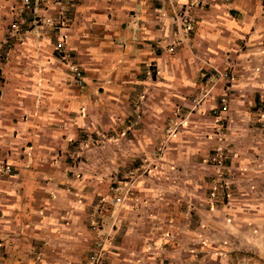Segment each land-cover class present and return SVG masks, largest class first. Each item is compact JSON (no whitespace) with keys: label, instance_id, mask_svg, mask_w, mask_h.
<instances>
[{"label":"crops","instance_id":"crops-1","mask_svg":"<svg viewBox=\"0 0 264 264\" xmlns=\"http://www.w3.org/2000/svg\"><path fill=\"white\" fill-rule=\"evenodd\" d=\"M192 1L0 0V264H87L105 238L103 264H162L177 236L168 231L173 222L151 215L159 200L160 207L167 195L197 204L215 180L221 139L234 148L225 174L256 171L264 151V4L205 0L187 36L169 10ZM60 33L87 90L73 86L56 53ZM155 68L152 93L146 81ZM227 76L235 77L231 88ZM223 99L230 118L221 123L213 113ZM174 125L179 131L167 137ZM88 130L111 138L89 145ZM166 138L178 171L141 172L151 155L133 148ZM78 147H94L80 171Z\"/></svg>","mask_w":264,"mask_h":264},{"label":"rangeland","instance_id":"rangeland-1","mask_svg":"<svg viewBox=\"0 0 264 264\" xmlns=\"http://www.w3.org/2000/svg\"><path fill=\"white\" fill-rule=\"evenodd\" d=\"M17 23L18 22L14 24ZM174 26L177 27L175 24ZM182 32L190 36L185 30ZM61 35L62 33H60L59 39ZM170 46L171 45L167 47L168 50ZM155 69L156 72H154L153 78L146 81L147 86H149L148 90H151L152 93L154 92L155 76L157 80L159 75V70L157 71V68ZM226 80L230 88L231 85L236 82L235 77L232 76H227ZM71 83L77 88L73 80H71ZM88 86L89 85L85 83L84 88L77 89L81 91L87 90ZM261 93L262 104L259 108H261L260 112H264V91ZM152 97L153 96H151V98ZM111 101L112 100L106 105L111 106ZM145 103L146 100H144V103L140 102L139 106H144ZM216 110L217 113H213V115L219 118L218 120L221 123L227 121L230 118L229 100L223 99L221 105L218 106ZM179 118L180 116L177 115L176 119ZM173 121H175V118ZM169 130L170 132H168ZM178 131L179 126L174 125V127H170L165 131V135L170 137L175 135ZM223 132L222 135L225 136V133H227L226 130ZM109 133L108 131L88 130L86 136L87 134L89 136L86 141L89 145H93L92 140H94V137L102 142L106 140L109 141L111 138ZM102 145L103 150H111L110 146L106 147V143L100 144V146ZM94 147H78V154L75 158V161H77L76 164L79 165L77 168L78 171H80V164H82V166L85 164L84 159L86 155L91 156L92 153H94ZM127 149L128 148H126V151ZM133 149L136 150L135 153L137 156H141V158L144 155L149 158L148 155H151V159L146 160L147 164H143L144 168L141 172H148L154 167L158 168V170H164L167 173L178 171L177 166H180V164L178 165L175 160L177 150L173 147L172 140L168 138L160 143L158 142L156 146H141ZM261 151L263 153L257 155L256 162L258 163H256L254 167L256 171H254L251 177L245 175L241 170L235 167H233L227 175L224 173L226 166L224 160H231L234 148L227 144L225 139H221V143L216 147L212 157L215 180L213 182L207 181V186H209L210 189L199 196L200 201L197 204L191 205V200L187 197L183 205L178 204L177 200H180L181 196L175 197L174 195L163 197L161 207L160 200L155 204L154 208L156 209L151 212V215L153 217L160 216L161 218L173 222V225H176L170 226V224H167L169 233L171 231L172 234L177 236V242L170 244L171 254L168 255L166 259H161L162 264H264L263 148H261ZM157 158H159V160ZM137 159L140 160L138 157ZM152 159H155V161ZM157 163L158 165H156ZM107 165L109 168L110 163H107ZM228 166L232 167L230 164H228ZM208 168L210 170V167ZM81 172H84L83 167ZM140 176L142 177L143 175L140 174L137 177L140 178ZM137 177L136 183L138 184L141 180ZM105 180L106 178L104 181ZM123 196L126 197V194ZM125 197H121L122 201L120 202L117 201L120 197H117L115 203L121 204L123 201L126 202L127 200Z\"/></svg>","mask_w":264,"mask_h":264},{"label":"built area","instance_id":"built-area-1","mask_svg":"<svg viewBox=\"0 0 264 264\" xmlns=\"http://www.w3.org/2000/svg\"><path fill=\"white\" fill-rule=\"evenodd\" d=\"M70 3L78 4L81 2V0H67ZM261 2L264 4V0H261ZM205 3V0H193L190 3H186L183 5L182 8L178 9L175 6H171L169 10V15L172 20V23L177 25L180 31L185 30L188 33H191L195 29V16H194V8L195 7H201ZM61 21V20H60ZM66 22V20H63L61 23ZM18 24H13L11 29V36L14 38L18 34ZM65 35L62 34L60 36V39L58 40L56 44V52L57 55L60 57V59L66 63L72 74V80L74 82V85L77 88H84L85 87V77L83 75V71L80 68V66L69 56V54L65 50ZM3 46H0V92L3 82V74H2V66H3V59H4V52H3ZM176 50L175 45H171L169 48V52H174ZM170 132V130L168 131ZM11 170L9 168L6 169V173H9ZM118 202L122 201V198L117 199ZM97 226V225H95ZM107 238H105L102 241H98L93 248L90 251V254L88 256L87 264H103L104 258H105V252L107 248Z\"/></svg>","mask_w":264,"mask_h":264}]
</instances>
